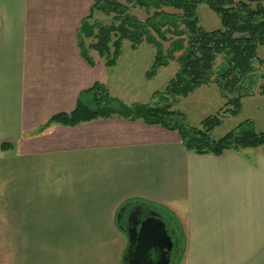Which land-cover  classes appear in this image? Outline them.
I'll return each mask as SVG.
<instances>
[{
	"label": "crops",
	"instance_id": "crops-1",
	"mask_svg": "<svg viewBox=\"0 0 264 264\" xmlns=\"http://www.w3.org/2000/svg\"><path fill=\"white\" fill-rule=\"evenodd\" d=\"M92 2L0 0V229L18 237L4 245L16 252L10 264H122L118 212L135 200L180 231L174 264H264L262 151L195 155L175 132L118 117L45 126L97 83L118 99L112 71L78 48Z\"/></svg>",
	"mask_w": 264,
	"mask_h": 264
},
{
	"label": "trees",
	"instance_id": "trees-1",
	"mask_svg": "<svg viewBox=\"0 0 264 264\" xmlns=\"http://www.w3.org/2000/svg\"><path fill=\"white\" fill-rule=\"evenodd\" d=\"M201 3L219 17L220 29L207 32L198 26L195 12ZM128 5L143 11L146 18L139 20L131 15ZM94 12L112 15V22L90 23ZM77 41L83 59L90 62L88 53L94 51L106 68L115 65L124 42L132 50L149 45L156 54L148 77L170 60L179 65L177 74L165 88V95L186 96L195 88L215 84L226 101L229 116L234 117L240 113L241 101L254 95L250 79L253 63L264 66V61L257 57V48L264 47V0H124L123 3L94 0L80 25ZM164 44H168L166 49ZM219 57L223 58V64L215 69ZM259 90L264 97V87ZM111 117L137 120L176 132L184 150L195 155L221 156L226 151L241 153L250 149L260 150L264 155V131L257 132L250 121L214 140L210 133L222 124L217 115L202 120L200 128L189 127L179 114L170 111L169 105L127 107L110 97L106 87L98 83L80 95L72 112L53 116L45 126L73 127ZM133 206L161 210L150 203L128 201L122 205L119 216ZM167 228L174 243L171 258L175 261L182 254V237L178 228Z\"/></svg>",
	"mask_w": 264,
	"mask_h": 264
},
{
	"label": "rangeland",
	"instance_id": "rangeland-1",
	"mask_svg": "<svg viewBox=\"0 0 264 264\" xmlns=\"http://www.w3.org/2000/svg\"><path fill=\"white\" fill-rule=\"evenodd\" d=\"M116 1L120 3L124 2V0ZM128 7H130L129 13L136 16L139 20L146 18V14L143 11L137 8H131L129 5ZM167 11L171 12L169 9ZM195 13L198 26L204 31L210 32L221 28L219 17L205 3L199 4ZM111 20L112 15L106 16L102 13L94 12L90 23L99 22L101 24H109L112 22ZM167 46L168 44H164V49ZM155 52L153 47L146 44L139 46L136 50H132L130 44L124 42L115 65L107 68L112 71V88H114V94L118 96V99L112 97L109 89L106 87L110 97L127 107L144 104L152 106L169 105L170 111L179 114L186 126L194 128H200L201 121L205 118L217 115L222 119V124L210 133L211 138L214 140L220 138L245 121H250L257 132L264 131V97L259 94V89L262 86L264 87L263 65L257 62L253 63L254 71L250 79L252 81L251 89L254 95L244 98L241 101L240 113L232 117L229 116V110L225 106L226 101L220 96L215 84L195 88L186 96L169 97L165 95V88L169 81L177 74L179 65L176 61L170 60L166 66L157 68L156 73L148 77L147 75L154 63ZM257 57L264 61V47L257 48ZM222 64L223 58L219 57L216 60L215 69ZM176 119L178 118L176 117ZM128 121L138 122L148 127H159L149 126L137 120ZM17 238L15 236H3L0 229V264H10L12 258H16V252L5 250L4 245L10 243L15 244ZM122 239L125 238L123 237ZM235 253L236 258H240L241 254H243V252ZM201 258L204 259L205 255L201 256ZM221 259L222 257L219 259V264H224V259ZM206 260L209 261V258L206 257Z\"/></svg>",
	"mask_w": 264,
	"mask_h": 264
},
{
	"label": "water",
	"instance_id": "water-1",
	"mask_svg": "<svg viewBox=\"0 0 264 264\" xmlns=\"http://www.w3.org/2000/svg\"><path fill=\"white\" fill-rule=\"evenodd\" d=\"M126 237L128 246L122 258L124 264L126 261L128 264H174L171 258L174 243L155 212H148L134 234L126 232Z\"/></svg>",
	"mask_w": 264,
	"mask_h": 264
},
{
	"label": "flooded vegetation",
	"instance_id": "flooded-vegetation-1",
	"mask_svg": "<svg viewBox=\"0 0 264 264\" xmlns=\"http://www.w3.org/2000/svg\"><path fill=\"white\" fill-rule=\"evenodd\" d=\"M150 211L151 210L143 208L142 206H133L125 209L123 214L118 218L119 224L121 223L120 227H122L125 233L130 232L131 235H133L140 221L143 220ZM125 264H128V262L126 261Z\"/></svg>",
	"mask_w": 264,
	"mask_h": 264
}]
</instances>
